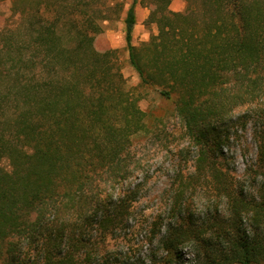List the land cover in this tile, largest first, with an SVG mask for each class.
Instances as JSON below:
<instances>
[{
	"label": "trees",
	"instance_id": "1",
	"mask_svg": "<svg viewBox=\"0 0 264 264\" xmlns=\"http://www.w3.org/2000/svg\"><path fill=\"white\" fill-rule=\"evenodd\" d=\"M97 1L12 0L20 23L0 30V264L140 263L107 240L131 220L139 189L125 190L124 181L146 112L125 89L114 49L94 46L103 27L84 6ZM199 1L204 26L184 12L166 20L151 13L159 33L143 63L132 43L133 0L125 16L130 61L143 82L167 85V97L178 91L180 118L198 142L213 136L215 150L230 112L246 105L241 117L244 125L255 118L264 155V0ZM217 157L201 149L194 173L175 178L173 221L159 239L165 254L154 263L169 264L190 245L196 264H264V172L250 196ZM200 180L226 197L227 215L193 219ZM162 228L160 214L149 239Z\"/></svg>",
	"mask_w": 264,
	"mask_h": 264
},
{
	"label": "rangeland",
	"instance_id": "2",
	"mask_svg": "<svg viewBox=\"0 0 264 264\" xmlns=\"http://www.w3.org/2000/svg\"><path fill=\"white\" fill-rule=\"evenodd\" d=\"M132 3L133 0H98L95 5L91 3L84 6L89 14L97 15L103 27L102 32L95 37V48L99 51L114 49L112 59L126 78L125 89H130L139 98L138 104L146 112L145 127L131 136L128 162L133 169L131 177L124 181L127 186L125 190L139 189L137 199L131 206V220L126 230L110 236L107 242L110 248L121 249L129 257V262L139 260V264H163L152 260L154 255L158 257L165 254L160 249L159 239L167 225L173 221L167 217L169 193L178 174L187 177L194 173L200 150L209 149L211 156L216 153V162L222 171L245 180L244 192L250 196L258 192L255 176H261L264 172V155L255 137V118H250L244 125L241 117L246 105L238 106L230 112L223 126L227 136L218 150H215L213 136L206 138L203 143L198 142L180 118L177 111L180 94L177 90L167 97L162 93L163 89L170 88L167 85L142 81L130 61L125 39V16ZM154 10L155 20H166L168 17L175 19L177 17L173 12H184L197 19L200 26L205 24L199 0H190L189 3L186 0H171L169 3L166 0H137L132 43L143 63L149 61V42L159 33L157 21H152L150 17ZM19 16L13 10L12 0L0 1V30L18 25ZM1 165L10 168L7 158L1 160ZM208 184L200 180L193 194L189 212L198 223L215 214L228 213L226 197H215V191ZM160 214L163 218L162 231L150 240L153 222ZM195 259L194 249L186 245L180 250L178 258L169 264H196Z\"/></svg>",
	"mask_w": 264,
	"mask_h": 264
}]
</instances>
